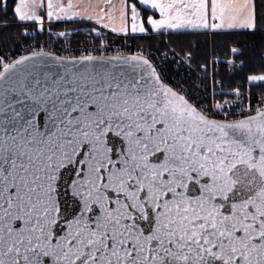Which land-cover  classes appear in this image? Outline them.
Segmentation results:
<instances>
[{
	"label": "snow or ice",
	"instance_id": "6c2138e0",
	"mask_svg": "<svg viewBox=\"0 0 264 264\" xmlns=\"http://www.w3.org/2000/svg\"><path fill=\"white\" fill-rule=\"evenodd\" d=\"M0 264H264V0H0Z\"/></svg>",
	"mask_w": 264,
	"mask_h": 264
}]
</instances>
